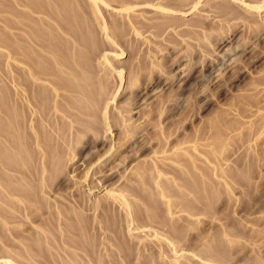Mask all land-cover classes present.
<instances>
[{
	"label": "rangeland",
	"instance_id": "1",
	"mask_svg": "<svg viewBox=\"0 0 264 264\" xmlns=\"http://www.w3.org/2000/svg\"><path fill=\"white\" fill-rule=\"evenodd\" d=\"M0 264H264V0H0Z\"/></svg>",
	"mask_w": 264,
	"mask_h": 264
},
{
	"label": "bare ground",
	"instance_id": "2",
	"mask_svg": "<svg viewBox=\"0 0 264 264\" xmlns=\"http://www.w3.org/2000/svg\"><path fill=\"white\" fill-rule=\"evenodd\" d=\"M97 91V90H96ZM71 238V237H70ZM68 241V240H67ZM71 241H74V239H72ZM69 242V241H68ZM72 244V242H70Z\"/></svg>",
	"mask_w": 264,
	"mask_h": 264
}]
</instances>
